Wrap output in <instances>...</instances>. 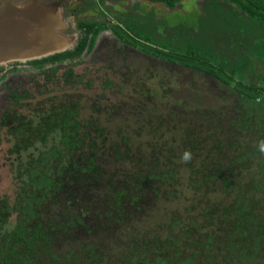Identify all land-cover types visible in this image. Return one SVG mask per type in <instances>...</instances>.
<instances>
[{
	"label": "flooded vegetation",
	"instance_id": "obj_1",
	"mask_svg": "<svg viewBox=\"0 0 264 264\" xmlns=\"http://www.w3.org/2000/svg\"><path fill=\"white\" fill-rule=\"evenodd\" d=\"M237 1L0 0V3L22 10L42 9L56 27V37L63 41L56 51L0 64V176L4 174L2 180L0 178V232L9 234L13 231L21 215L13 208L24 192L19 167L29 154L36 156L55 144L50 135L45 142L35 139L31 146L22 149L16 134H61L57 125L60 115L68 121L63 126L65 134H96V150L102 149L103 134L112 139L115 134L127 136L128 144L139 140H136V133L147 135L142 151L130 148L131 158L125 163L117 162L121 166H131L139 155L148 160L147 144L162 147L164 154H170L166 148L174 143L173 154L180 157L182 138L186 141L197 139L199 143L200 130L204 132L205 138L201 141L204 147L211 137L218 136L221 140L225 135L229 138L233 134L231 122L241 118L245 105L239 91L257 85L258 80L252 81L248 75L256 78V73L263 69L257 41L264 40V22L248 14L249 10H259L263 0ZM260 43L264 45V41L260 40ZM247 57L251 64L244 69ZM207 65L223 68L224 73L232 67L235 76L231 82H224L211 73ZM209 84H216L214 86L219 87L227 98L221 100L209 95L201 100L197 97L196 94L204 93L202 88H213ZM98 88L107 94L101 95L96 91ZM83 91L93 92L88 104L84 101L87 92ZM236 93L238 97L234 98ZM209 99L212 104L220 103L219 111L231 103L241 109V113L231 117L228 129L224 120L217 116L219 112L209 107ZM200 103L201 106L196 105ZM87 108L90 112L86 116ZM169 121L180 123V127L169 125ZM131 122L140 123L134 134L127 129L132 128L128 126ZM159 122V130L151 134V125ZM189 122L201 124L191 126ZM197 150L195 146L189 159L185 160H189L192 167L196 165L193 161L200 158L194 153ZM213 151L210 142L207 158L200 161L209 165ZM136 152L140 154L136 156ZM179 159L176 160L183 165L179 172L170 179V184L159 188L166 193L148 194L143 211L136 212L141 216L139 228L135 222L123 220V228L128 232L131 225L146 234L155 233L154 237L171 235L169 217L185 208L178 203L180 191L185 187L193 189L192 167L187 168L184 159ZM155 160L151 162L155 163ZM102 161L108 168L113 167L110 158ZM98 162L103 165L100 160ZM7 170L17 181L10 200L9 189L1 186V182L7 180ZM182 172L189 176L185 177ZM185 178L189 180L187 185L181 183ZM85 185L83 193L72 197L77 198L75 203L71 198L54 205L51 202L44 205L45 211L49 217L54 215L59 220L64 211H72L83 218L84 233L74 235V252L85 246L88 237H92L94 243L104 239L108 242L107 250L110 247L118 250L121 233L115 227L114 217L107 212L108 197L103 193L104 186L102 183L91 188L89 183ZM58 197L62 198V194ZM50 199L48 194V201ZM209 199L207 197L205 201L209 202ZM214 223L215 220L209 221L207 226ZM134 236L132 234L130 239ZM196 237L197 234L191 239ZM203 254L198 253L196 261Z\"/></svg>",
	"mask_w": 264,
	"mask_h": 264
},
{
	"label": "trees",
	"instance_id": "obj_2",
	"mask_svg": "<svg viewBox=\"0 0 264 264\" xmlns=\"http://www.w3.org/2000/svg\"><path fill=\"white\" fill-rule=\"evenodd\" d=\"M248 14L264 22V0L259 10H249ZM260 40L264 41L263 38ZM262 45L258 43V58L264 67ZM250 64V59H246L244 69ZM208 67L224 82H231L235 76L232 67L225 73L223 68ZM239 92L246 102V108L252 109V112L247 111L245 116L243 109L241 118L231 122L233 134H230L225 145L233 153L228 164L219 162L207 165L201 162L199 167H192L189 160L185 161L189 159H185V153L189 156L194 151L197 139L186 141L182 138L180 157L173 154L174 143L166 148L170 154H164L162 147L147 144L145 151L148 160H143L140 152H136V156H139L134 164L128 162L132 165L121 166L117 162L125 163L131 158L127 136L115 134V139H112L108 134H103L102 149L96 150V134H65L63 126L68 121L65 122L63 115H60L57 124L61 134H16L22 149L31 146L35 139L45 142L50 135L55 144L39 151L36 156L29 154L18 169L19 177H23L21 189L24 192L14 202L13 208L21 215L13 231L9 234L0 232V264H230L231 261L234 264H264L263 75L261 83ZM160 123L151 125V134H156ZM257 130H260V135L255 134ZM137 139H143V136L136 133ZM156 150L157 154H154ZM109 158L113 163L111 169L102 161ZM179 158L184 159L187 168L192 167V188H196L197 192L213 193L216 187H220L226 194L225 199L230 200L213 207L205 201L207 196H204V204L195 207L191 204L169 217L171 235L154 237L155 233L146 234L138 229L141 216L136 212L143 211L148 194L159 191L166 193V190L159 188L170 184V179L179 172L178 169L183 166L176 160ZM153 159H156L155 163L151 162ZM250 163L255 164L259 178L250 180L244 186L240 184V178L250 167L245 164ZM86 183H89V188L101 183L104 186L103 193L108 197L105 204L107 212L114 217L115 227L121 233L118 250L114 247L107 250L108 242L104 239L94 243L91 242L92 237H88L85 246L79 252H74V235L84 233L83 218L72 211H64L59 220L54 215L49 217L45 211L44 205L51 202L54 205L58 201L68 202L71 198L75 203L77 198L72 197L83 193ZM252 191L260 197L253 199L254 196L249 195ZM48 194L52 198L49 201ZM60 194L62 198L58 197ZM124 219L129 223L135 222L138 228L129 225L128 232L123 228ZM212 220L215 223L208 227L207 223ZM132 234L136 236L130 239ZM195 234L197 237L191 239ZM202 252L204 254L196 261V255Z\"/></svg>",
	"mask_w": 264,
	"mask_h": 264
},
{
	"label": "rangeland",
	"instance_id": "obj_3",
	"mask_svg": "<svg viewBox=\"0 0 264 264\" xmlns=\"http://www.w3.org/2000/svg\"><path fill=\"white\" fill-rule=\"evenodd\" d=\"M247 48H249V47H247ZM260 65L262 66V64H260ZM262 75L264 77V67H263V69L261 71L259 70V72L256 73V78H254L255 75L252 76L251 74H249L248 77L252 81L253 80L257 81L258 80V82L261 83L262 82ZM205 81H206V78H205ZM214 85H216V84H209V86L213 87L214 89L213 88L209 89V87L207 89L206 88H202L201 91H204V93H198V94H196V96L197 97H201V100H202V97H208L209 98V95L211 97H213V98H217V99H221V100H223L224 98H227L226 95H224L221 90H218L220 88L219 87H216ZM205 86H207V85H205ZM96 91L98 93H101V95H103V96H105L107 94L106 92H104L103 90H100L99 88ZM83 92L85 93L87 91H83ZM199 92H200V90H199ZM86 94H87L86 95V99L84 101L88 104V99L90 97H92L91 95H93V92H87ZM107 96H108V98L110 97L109 95H107ZM237 97H238V95L236 93V95H235L234 98H237ZM103 101H106V99H104V97H103ZM208 103H209V107L212 108L214 110V112H219L217 114V116L221 120H224V123L226 124V129H228L227 124L229 125V122H231L230 121L231 117H235L236 115H238L239 113H241V109L239 110V108L238 107H235L233 105V103H231V105L226 106L225 108H223L220 111L218 110V105L220 104L219 102H215V103L212 104L211 103V99H209V102ZM244 103H246V102H244ZM227 104H228V102L225 103V105H227ZM196 105L201 106V103L200 104H196ZM243 109L245 110V113L243 114L245 116L247 115V111L252 112V109H250V108L247 109L245 105L243 106ZM87 112H90L88 108L85 111V115L86 116L89 114V113L87 114ZM261 115H262V112H261ZM138 124H140V123H132V122L129 123L128 126H132V128L130 127V129H131L130 130L127 127L128 131H130L132 134H134V132L137 131L135 127L137 126V128H138L140 126ZM168 124L169 125H172V126H176L177 128L180 127L179 126L180 123H176L175 121H169ZM189 124L191 126L194 125V124H197L199 126L201 123H191V122H189ZM199 134H201V137H200L201 139H200L199 143L197 142L196 147H197L198 150L195 151L194 153L199 154L200 158H197L193 162H195L196 165H199L201 163L200 159L207 158V156H208L207 149L210 146V142H211L213 144L214 151L211 154L212 157L209 158V160L211 162H208V163L215 164V163H219L220 162L221 164H228L229 161H230V159H231V156L233 155V153L231 151H229L226 148V146H225L226 145V142L228 140V136L222 135V136L225 137V139H221V140L218 139V136L211 137L210 140L208 141V143L206 144V147H204L201 144V141L205 138V137H203L204 132L202 130H200V133ZM210 134H215L216 135V134H219V133L218 132H214V133H211L210 132ZM238 134H240V132ZM255 134L260 135L261 134L260 133V130H257L255 132ZM147 137L148 136L146 135L145 137L143 136V139H139V140H137L135 142L130 141L129 144L131 145L132 151L133 150L135 151V148H138L136 150H141L142 151V149L144 147V144H145V140H146L145 138H147ZM220 142H222V143H220ZM228 142H230V140ZM227 158H229V159H227ZM245 165L250 166V167L244 171L245 172L244 173L245 175H243L240 178V184L241 185H244V186L246 184V186H247L249 184V181L250 180H252V179L253 180H256L257 178H259V174H258V171L255 169L256 166H255L254 163H250L249 165L248 164H245ZM213 167H215V166H213ZM251 167H252V170L249 171ZM223 174H225V173H223ZM3 175L4 174H2L0 176L1 180H2V176ZM182 175H184L185 177H188L189 176V174L186 173V172H182ZM6 176H7V180L5 182H1V186H2V188L9 189V191H8V197H10L9 198V200H10L11 197L14 196V193H15V190H16L15 187L17 186V181L15 179L13 180L12 173L11 172L9 173L8 170L6 171ZM260 179L263 180V178H260ZM181 183H183L184 185H187L189 183V180L187 178H185V179H183L181 181ZM195 192H197V189L196 188H193V189H191L190 187L182 188L181 191H180L181 194H179V198H178L179 205L182 208H184V207L186 208L187 206H189L191 204L197 206V205H199L201 203H204V199H202L204 196H207V197L210 198L208 203H209V205H211L213 207L216 206V205H218L219 202H222L223 201L224 204H226L230 200V199L229 200L225 199L226 194H225L224 191H222V189L220 187H216L214 189V192L213 193H210L209 191H203V190L198 191L196 194H195ZM6 194H7V192H6ZM249 195L254 196L253 199H258L260 197V195L257 196L256 194H254L253 191ZM88 221L90 222V218H88ZM89 225H91V224H89ZM94 232H95V230H94ZM230 264H234V261H231Z\"/></svg>",
	"mask_w": 264,
	"mask_h": 264
},
{
	"label": "water",
	"instance_id": "obj_4",
	"mask_svg": "<svg viewBox=\"0 0 264 264\" xmlns=\"http://www.w3.org/2000/svg\"><path fill=\"white\" fill-rule=\"evenodd\" d=\"M45 11L0 3V64L56 51L63 41Z\"/></svg>",
	"mask_w": 264,
	"mask_h": 264
},
{
	"label": "crops",
	"instance_id": "obj_5",
	"mask_svg": "<svg viewBox=\"0 0 264 264\" xmlns=\"http://www.w3.org/2000/svg\"><path fill=\"white\" fill-rule=\"evenodd\" d=\"M258 42H259V46L263 44V43H262V44L260 43V40L257 41V44H258ZM263 46H264V45H262V47H263ZM258 48H259V47H258ZM246 52H247V51H246ZM245 56H247V53L245 54ZM248 57H249V56H248ZM248 57H247V58H248Z\"/></svg>",
	"mask_w": 264,
	"mask_h": 264
},
{
	"label": "clouds",
	"instance_id": "obj_6",
	"mask_svg": "<svg viewBox=\"0 0 264 264\" xmlns=\"http://www.w3.org/2000/svg\"><path fill=\"white\" fill-rule=\"evenodd\" d=\"M188 158V154L187 153H185V159H187Z\"/></svg>",
	"mask_w": 264,
	"mask_h": 264
}]
</instances>
